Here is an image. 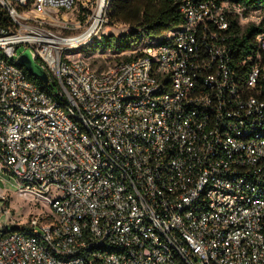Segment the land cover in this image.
<instances>
[{"label": "built area", "instance_id": "obj_1", "mask_svg": "<svg viewBox=\"0 0 264 264\" xmlns=\"http://www.w3.org/2000/svg\"><path fill=\"white\" fill-rule=\"evenodd\" d=\"M174 1L182 24L95 69L40 16L101 9L93 39L110 0H0V264H264V7Z\"/></svg>", "mask_w": 264, "mask_h": 264}, {"label": "trees", "instance_id": "obj_2", "mask_svg": "<svg viewBox=\"0 0 264 264\" xmlns=\"http://www.w3.org/2000/svg\"><path fill=\"white\" fill-rule=\"evenodd\" d=\"M231 1L246 7V10L258 5L264 7V0ZM107 15L111 22L128 24L132 27L131 30L120 35L109 33L96 36L85 45L84 49L114 53L137 50L145 39H160L165 32L176 28L184 21V14L180 10L179 3L174 0H110ZM232 24L238 30L241 29L237 26V21L232 20ZM259 30V26L251 25L244 33L234 38L239 51H249L253 47V38ZM141 54L137 50L133 55H124L123 60H131ZM25 73L29 79L50 94L58 86V83L52 79L50 83L45 84L26 69Z\"/></svg>", "mask_w": 264, "mask_h": 264}, {"label": "rangeland", "instance_id": "obj_3", "mask_svg": "<svg viewBox=\"0 0 264 264\" xmlns=\"http://www.w3.org/2000/svg\"><path fill=\"white\" fill-rule=\"evenodd\" d=\"M82 4L79 3L70 11H50L46 15H41L40 19L42 21V26L50 29L54 33L63 36H77L82 33L90 23V16L92 15L91 11L84 13L81 10ZM107 22H105L97 35L113 33L115 35H120L127 33L131 30V26L121 22H111L108 19L106 14ZM64 19L69 20V23H66ZM80 23L78 27L77 24ZM74 24V28L73 25ZM66 25L71 26L72 28L65 27ZM92 39L89 38L85 43L79 44L76 43L71 49H68L66 53L70 55L71 58H85L91 63L95 69H106L114 63L123 60L124 55H133L137 52L136 50H129L122 53H114L111 51H92L84 49L85 45L89 43ZM22 47L20 48V51ZM138 50V49H137ZM140 51V50H138ZM1 175V174H0ZM4 177L3 175H1ZM6 178V177H4ZM8 192V203H10L12 213L15 218L18 219L19 223L29 220V212L32 205H30L26 200L22 199L17 192H15V186L7 181L6 183ZM1 193V192H0ZM35 208H33V211ZM6 216L3 215L0 218V221L5 220Z\"/></svg>", "mask_w": 264, "mask_h": 264}, {"label": "water", "instance_id": "obj_4", "mask_svg": "<svg viewBox=\"0 0 264 264\" xmlns=\"http://www.w3.org/2000/svg\"><path fill=\"white\" fill-rule=\"evenodd\" d=\"M19 63L29 72L31 75L39 78L43 83L49 82V76L47 71L32 57L28 49L24 50L18 57ZM4 227L0 225V230Z\"/></svg>", "mask_w": 264, "mask_h": 264}, {"label": "bare ground", "instance_id": "obj_5", "mask_svg": "<svg viewBox=\"0 0 264 264\" xmlns=\"http://www.w3.org/2000/svg\"><path fill=\"white\" fill-rule=\"evenodd\" d=\"M101 21V9H99L98 13L94 16V18L88 24V27L77 36L67 37L59 40L63 44H74L80 42L81 40L88 39L89 36L97 30Z\"/></svg>", "mask_w": 264, "mask_h": 264}]
</instances>
